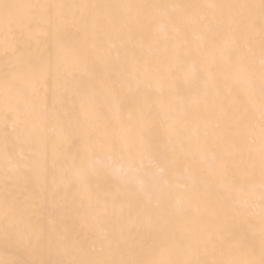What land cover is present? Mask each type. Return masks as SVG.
Instances as JSON below:
<instances>
[{
	"label": "snow or ice",
	"instance_id": "snow-or-ice-1",
	"mask_svg": "<svg viewBox=\"0 0 264 264\" xmlns=\"http://www.w3.org/2000/svg\"><path fill=\"white\" fill-rule=\"evenodd\" d=\"M173 99L184 160L152 137ZM0 104L10 264H264V0H0Z\"/></svg>",
	"mask_w": 264,
	"mask_h": 264
},
{
	"label": "bare ground",
	"instance_id": "bare-ground-1",
	"mask_svg": "<svg viewBox=\"0 0 264 264\" xmlns=\"http://www.w3.org/2000/svg\"><path fill=\"white\" fill-rule=\"evenodd\" d=\"M19 2H29V0H19ZM64 2L68 3H118V2H144V0H64ZM153 2H169V0H153ZM178 2L182 3H242L248 2V0H178ZM78 40V37L75 38ZM193 46L195 47L199 41L196 39L195 35L190 36ZM41 48L45 51H52L54 52L53 43L51 40H47L41 38ZM182 94H188L191 92V89L187 88L186 86H182L181 88ZM172 105V119L175 122V133L169 135L166 127H157L154 128L152 131V137L154 143H166L167 150L169 152H174V154L179 157L181 160H184L186 157L185 148L188 145V138L191 136L193 141L196 138L203 139L204 136V127L202 122L199 118L189 115L185 117L181 105H179L174 99L170 101ZM135 110L134 102L129 99L125 111L123 113V119L127 120V116L130 112ZM165 117L161 116V119ZM187 124V129H185L184 125ZM11 129L9 128V131ZM110 131H119V126L113 124L112 129ZM3 106L0 104V174H2L5 164H6V155L4 150V142H3ZM130 136H135V130L129 133ZM11 150L19 155L21 151L24 152L25 155H28L30 151H35L37 146L32 144H10ZM143 159L144 165L147 168L148 159L144 157L137 156V163L139 165L140 160ZM188 163H192L188 161ZM177 171L183 173V168L177 169ZM257 183H258V173L256 176ZM105 187H112L114 182H102ZM257 197L259 196V190L257 187ZM53 210L50 208V213ZM54 218V217H50ZM30 257L24 253L21 249L16 247L12 243H6L2 237H0V261H3L4 264H10L11 261L15 260H25L29 259Z\"/></svg>",
	"mask_w": 264,
	"mask_h": 264
}]
</instances>
